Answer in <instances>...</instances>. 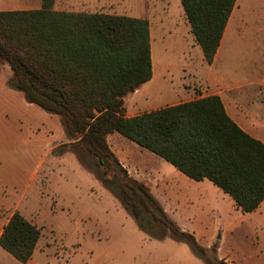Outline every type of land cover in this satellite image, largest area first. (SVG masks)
Masks as SVG:
<instances>
[{"label":"rangeland","instance_id":"374dc122","mask_svg":"<svg viewBox=\"0 0 264 264\" xmlns=\"http://www.w3.org/2000/svg\"><path fill=\"white\" fill-rule=\"evenodd\" d=\"M170 1L167 7L148 0L154 14L142 6L145 0H101L100 10L96 7L99 13L147 19L152 27L155 78L158 66L167 72L143 87L145 109L169 106L165 95L179 93L168 95L166 88L191 89L196 98L203 91L205 96L220 93L264 137V0H237L211 66L195 42L181 0ZM11 77L9 66L0 64V233L16 212L35 224L41 230L36 264H205L187 242L157 240L141 231L83 167L60 118L29 104L12 89ZM133 105L128 98V108ZM109 136L129 175L150 188L170 218L194 235L210 257L264 264L263 205L244 213L208 180L190 179L119 133ZM86 162L94 166L93 159L86 157ZM0 264L20 263L0 247Z\"/></svg>","mask_w":264,"mask_h":264},{"label":"trees","instance_id":"16d2710c","mask_svg":"<svg viewBox=\"0 0 264 264\" xmlns=\"http://www.w3.org/2000/svg\"><path fill=\"white\" fill-rule=\"evenodd\" d=\"M236 2L181 0L208 65L215 60ZM53 5L54 0H42L38 10L0 12V64L12 72V89L60 118L83 167L141 231L157 240L187 242L205 264H229L210 257L194 235L170 218L150 188L129 175L108 137L119 133L190 179L208 180L244 213L264 201V143L230 118L219 95L127 117L125 98L153 77L149 21L58 12ZM40 238L41 230L16 212L2 230L0 247L27 264Z\"/></svg>","mask_w":264,"mask_h":264},{"label":"crops","instance_id":"0c3cea01","mask_svg":"<svg viewBox=\"0 0 264 264\" xmlns=\"http://www.w3.org/2000/svg\"><path fill=\"white\" fill-rule=\"evenodd\" d=\"M147 1L145 0V2H143L142 6H145V10L146 11H149L151 14L152 13L154 14V11L151 8H149V4H148ZM161 2H162L163 5H165L167 7L171 3L170 0H161ZM100 5H101V0H55L53 9L55 11H58V12L97 14V13H99V11L96 10V7L99 9L101 7ZM151 7L153 8V5ZM41 8H42V0H0V12H2V11H18V10H38V9H41ZM106 14H108V13H106ZM154 36H155V34L152 31V27L150 25L151 41H152V38ZM154 66H155V64H153V77H152V79L149 82H147L146 84H144L143 86H141L136 92L130 94L129 96H127L125 98V114H126L127 117H134L136 115H139V114H142V113H145V112H151V111L159 109L158 106L157 107H149V109H145L146 105L143 102V99L145 101L148 99L147 94H144V92L142 93L143 87H145V85H147V84H149L151 82L159 80V76H161L162 74L167 72V70L160 69V67L158 66V68H157V70H158L157 71V76L155 78L156 74H155ZM209 66H211V65H209ZM201 79L205 83L207 82V78L204 79L203 77H201ZM180 89L181 88H176V89H174V88H166L164 93H166L168 95H175V94L179 93V94H177L175 96V98H173V97L169 98L167 95H165L166 96V102H170L169 106H174V105H177V104H180V103L193 101V100H195V99H197L199 97H206L204 95V93H206V91L202 92L203 96H199V97L196 98V93H193V90H191V89L187 90L184 87L182 88V90H180ZM172 91L175 92V93L173 94ZM217 95H219L221 97V99H222V101L224 103L226 112L230 116V118L235 123H237L246 133H248L249 135H251L255 139H257V140H259V141L264 143V137L258 132V129L254 128V125L248 124L246 119L244 120L243 119L244 117L242 118L243 114L239 115V113H237V112H241L242 110L241 111H237V109L235 108V104L236 103L233 104L232 102H229L228 99L223 94L219 93ZM130 97L133 98V101H134V105H133L132 108H128V106H127V101H128V98H130ZM181 98L182 99L185 98V100L183 102H180ZM157 100H158V98H157ZM227 103H228L229 106H227ZM230 103H231V105H230ZM109 139H110V136L108 137V141H109ZM109 145H110V143H109ZM110 147H111V145H110ZM111 149H112V147H111ZM113 153L115 154L114 151H113ZM115 156L120 161V163L126 168V165H125L124 161L120 157H118L116 154H115ZM262 205L264 207V201H263V203L260 205V207L258 209H261ZM1 233H2V231H1ZM1 233H0V235H1ZM39 245H40V240H39V243L37 244V247H36V249L34 251V254H33L31 260L27 264H36V262L34 260V256H35V254H36V252H37V250L39 248Z\"/></svg>","mask_w":264,"mask_h":264}]
</instances>
